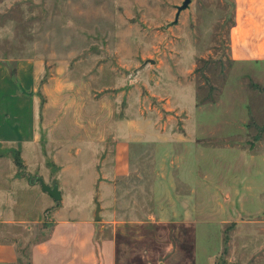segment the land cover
Segmentation results:
<instances>
[{
  "label": "rangeland",
  "instance_id": "374dc122",
  "mask_svg": "<svg viewBox=\"0 0 264 264\" xmlns=\"http://www.w3.org/2000/svg\"><path fill=\"white\" fill-rule=\"evenodd\" d=\"M183 1L0 0V118L40 120L0 144L16 264L97 207L114 264H264V64L229 58L232 0Z\"/></svg>",
  "mask_w": 264,
  "mask_h": 264
},
{
  "label": "crops",
  "instance_id": "0c3cea01",
  "mask_svg": "<svg viewBox=\"0 0 264 264\" xmlns=\"http://www.w3.org/2000/svg\"><path fill=\"white\" fill-rule=\"evenodd\" d=\"M232 1L234 11L233 25L228 32L229 58L235 62L264 64V0ZM49 86L50 83L43 85L41 89L43 93L51 94ZM33 105L30 108V118L27 116L24 122L25 132L21 124L23 120L19 123L18 120H9L4 116L0 118V144L31 142L37 134L36 126L40 124V120L37 122L35 119ZM56 126L58 127V124ZM68 126L67 136L72 139L77 134L73 133L71 121ZM202 134L206 135V132L203 131ZM202 155L201 149L191 150L186 159L199 161ZM58 217L60 219L53 222L45 241L32 245L31 264H114L113 242L110 239H103L98 243L96 239V234L103 225L93 219L95 216L93 218L82 216L77 220L62 214ZM1 222L7 223L10 220L0 216ZM15 245L11 240L0 242V264L17 263Z\"/></svg>",
  "mask_w": 264,
  "mask_h": 264
},
{
  "label": "water",
  "instance_id": "95a60500",
  "mask_svg": "<svg viewBox=\"0 0 264 264\" xmlns=\"http://www.w3.org/2000/svg\"><path fill=\"white\" fill-rule=\"evenodd\" d=\"M190 3V0H184L182 2V5L177 7V13H176V18L178 17V14L181 10L187 8L188 4ZM176 22V20L174 21ZM41 186H42V189L46 192H48L54 199L58 200L60 197H59V191L57 190L56 187H53L52 189H50L49 187L45 186L43 184V182H41ZM98 212H99V208L97 207L96 209V212H95V217H94V220L97 221L99 220V216H98Z\"/></svg>",
  "mask_w": 264,
  "mask_h": 264
},
{
  "label": "trees",
  "instance_id": "16d2710c",
  "mask_svg": "<svg viewBox=\"0 0 264 264\" xmlns=\"http://www.w3.org/2000/svg\"><path fill=\"white\" fill-rule=\"evenodd\" d=\"M205 103L206 102H199V101L196 102L197 106H203ZM18 262H20V261H18Z\"/></svg>",
  "mask_w": 264,
  "mask_h": 264
}]
</instances>
